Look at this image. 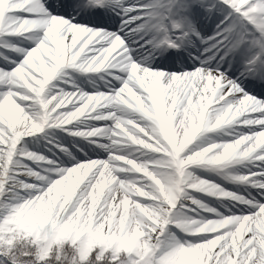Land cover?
<instances>
[{
    "label": "snow or ice",
    "instance_id": "1",
    "mask_svg": "<svg viewBox=\"0 0 264 264\" xmlns=\"http://www.w3.org/2000/svg\"><path fill=\"white\" fill-rule=\"evenodd\" d=\"M0 264H264V0H0Z\"/></svg>",
    "mask_w": 264,
    "mask_h": 264
},
{
    "label": "rangeland",
    "instance_id": "2",
    "mask_svg": "<svg viewBox=\"0 0 264 264\" xmlns=\"http://www.w3.org/2000/svg\"><path fill=\"white\" fill-rule=\"evenodd\" d=\"M8 54L13 55V56L15 55L14 53H8ZM76 76H77V83L85 91H92L96 87L101 88V90L103 89V81H100V80L96 79L95 77H89L88 75H84L85 77H89L88 79H86V82H85V77L83 76V74H76ZM90 80L94 81V83L90 82ZM226 130H229V129H226ZM217 135H219V133H209L208 134V136H211V137H215ZM56 138L58 141V138H65L66 140L67 139L73 140V138L77 139L79 137L70 136V135H68L67 132L62 131L59 128H49V129H46L44 133L38 134L36 137L26 138V144H27V147L29 150H31L35 153H38V154H43L47 158L59 157L61 159H67L65 154H64V158H62L60 155H56L55 157H49L48 156V152H55V150L60 151V149L56 148L55 145H63L68 150L70 149V146L68 145V143H65V141H64V143L61 142V143L55 144ZM82 142L87 143V140L84 139L83 141H79L78 143L74 144V146L72 147V149H73L72 154L73 155L75 154V151H77V149L79 150V152L82 151L81 154L84 153V146L85 145ZM101 158H103V156ZM38 163H45V162H38ZM197 175H203L208 179H215L217 182V176H215L214 174H209L206 171H204L203 169H198ZM203 198L208 200L209 202H211V200L213 199V198L207 197V196H205Z\"/></svg>",
    "mask_w": 264,
    "mask_h": 264
},
{
    "label": "bare ground",
    "instance_id": "3",
    "mask_svg": "<svg viewBox=\"0 0 264 264\" xmlns=\"http://www.w3.org/2000/svg\"><path fill=\"white\" fill-rule=\"evenodd\" d=\"M88 78L89 77H85V82H86V79H88ZM55 140H56L55 144L61 143V142L64 143V141H65V143H68V145L70 146V149L68 151L72 152V150H73L72 147L74 146V144L78 143L79 141H83L84 139L79 137L77 139L73 138V140L72 139H69V140L67 139L66 140L65 138H58V141H57V138H56ZM83 144L87 145V147L84 146V152H91V149L95 147L94 145H88V142L87 143L83 142ZM83 154H80V155H83ZM56 155H60L62 158H64V153H62L60 151H56L55 150V152H48V156L49 157H55ZM95 155H99L100 157H102V156H105L106 153H101V152H99V150H97V152L94 154V156ZM217 182L218 183H222V181L220 180L219 177H217ZM228 187H230V185Z\"/></svg>",
    "mask_w": 264,
    "mask_h": 264
}]
</instances>
